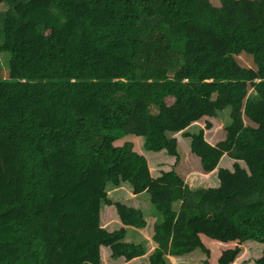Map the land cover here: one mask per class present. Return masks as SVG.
I'll return each instance as SVG.
<instances>
[{"label":"trees","instance_id":"16d2710c","mask_svg":"<svg viewBox=\"0 0 264 264\" xmlns=\"http://www.w3.org/2000/svg\"><path fill=\"white\" fill-rule=\"evenodd\" d=\"M0 54V264H100L101 248L170 264L205 250L202 237L261 244L264 264V0H0ZM222 118L213 139L205 130ZM175 134L202 173L224 155L232 170L192 191L115 145L136 136L178 160ZM123 183L161 219L116 203L121 228H102L106 186ZM127 227L154 247L124 242Z\"/></svg>","mask_w":264,"mask_h":264},{"label":"rangeland","instance_id":"374dc122","mask_svg":"<svg viewBox=\"0 0 264 264\" xmlns=\"http://www.w3.org/2000/svg\"><path fill=\"white\" fill-rule=\"evenodd\" d=\"M242 0V3L244 4ZM4 7V6H3ZM243 61L250 62L247 58L243 57ZM7 58L4 54H0V75L7 76ZM250 95L253 96L254 92L251 90ZM212 122V121H209ZM211 130H205L206 134H211L213 139H216L222 130L225 119L222 118L213 121ZM197 128L205 127V120H200L195 124ZM173 137L177 140V151L179 159L171 158L163 153L154 154L152 152H144L142 149V142L136 136H126L121 140L115 142L116 146L124 143H130L135 152L144 155L148 161L149 169L153 177L159 175L160 171L174 170L183 179L184 183L192 191L199 189L214 187L218 185L217 170L219 168L232 170L234 160L224 155L215 171L204 174L202 173L198 160L189 149V139L184 138L181 134H175ZM209 140V139H208ZM241 167L245 168L243 162H240ZM107 198L110 200L111 205H102L100 210V226L107 229V231H115L121 228L115 211L114 204L119 203L125 206L140 210L144 215V220L148 224L160 220V215L154 210L150 203V197L147 193L136 194L133 188L123 183L119 186L108 184L106 186ZM126 237L124 242L140 244L149 252L153 247L151 239L147 235V231H140L131 227H127ZM202 242L205 250L197 249L194 252L182 257H169L170 264H217L221 252L225 249L238 247L240 252L232 264H255L256 261L262 258L263 246L255 242H245L242 244L237 243H219L205 237H202ZM206 251V252H205ZM208 252V253H207ZM100 264H127L123 259H112L111 253L108 248H101Z\"/></svg>","mask_w":264,"mask_h":264}]
</instances>
